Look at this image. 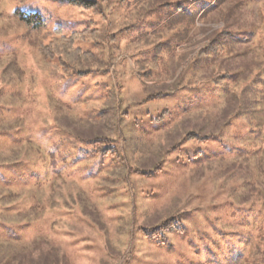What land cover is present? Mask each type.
Masks as SVG:
<instances>
[{"label":"rangeland","instance_id":"1","mask_svg":"<svg viewBox=\"0 0 264 264\" xmlns=\"http://www.w3.org/2000/svg\"><path fill=\"white\" fill-rule=\"evenodd\" d=\"M100 2L0 0V264H255L264 0ZM57 27L88 30L76 46L91 55L75 65L93 72L66 77L41 53ZM137 37L143 48L123 53ZM219 71L231 76L202 83ZM171 218L181 233L149 237Z\"/></svg>","mask_w":264,"mask_h":264},{"label":"trees","instance_id":"2","mask_svg":"<svg viewBox=\"0 0 264 264\" xmlns=\"http://www.w3.org/2000/svg\"><path fill=\"white\" fill-rule=\"evenodd\" d=\"M70 4L74 5L75 7L85 10V11H95L100 7V0H67ZM168 4V3H165ZM179 6V5H177ZM14 15L18 18L19 21L23 22L25 26L28 28H41L44 26L45 21L41 17L40 14L34 13V12H24L22 10L16 9L14 11ZM88 30L85 29L84 31L80 32H74L69 36L62 35L60 32L59 27L55 29V36L54 38L47 44V45H41L40 46V51L41 53L46 57V58H54V56H58V60L60 61V66L62 73L66 77H73L76 75H86L91 72H93L90 69H77L75 64L81 63L84 60H87L89 56L91 55L90 51L83 50L82 48L76 46V42L78 41H83L84 40V34ZM146 36V34H145ZM112 38V37H111ZM141 42L142 38L137 37L133 39L132 41L128 42L125 47L123 48V53H126L128 51H131L132 49L139 50L141 49ZM153 44L155 46L153 57H152V64L154 68H157V62L162 54L161 47L159 48V40L158 41H149L148 45ZM143 48V47H142ZM208 49V45H207ZM207 49H202L201 51L197 52L196 54V59H198L201 56H206ZM220 50L219 48H217ZM133 51V50H132ZM219 51H216L215 53H218ZM111 57L115 56L114 51L110 52ZM66 57L70 63L66 64L64 61H62V57ZM139 69H142V67H139ZM94 71H98V69H95ZM151 73V71L148 72V70L144 71V74ZM231 76L230 72H224V71H219L217 74H215V78H212L210 80H204L202 83L207 84L210 81V84L218 85L219 82L223 77ZM161 93H158L157 95H154V97L160 96ZM103 113V112H102ZM101 112L98 114L100 117ZM208 136L206 137H200L199 135L195 134L194 132L188 133L185 138L187 139H199V140H208ZM106 140L105 138H97V139H89L87 143L92 146L93 153L100 152L101 155H105L107 150H111L109 146H103L102 141ZM109 143H107L108 145ZM252 210V209H251ZM255 210V209H254ZM253 210V211H254ZM264 216V215H263ZM144 233H146V229H142ZM183 231L182 226L180 225V221L176 220V218H171L163 222L161 225L158 227L152 229V232L149 234V237L152 239H157L160 240L159 242H165L166 238L172 234V233H181ZM262 229L259 228L257 232V240H255V243H253V249L256 250L260 246L261 243V248L259 250V255H257L256 258H258V262H255V264H264V243L262 242ZM264 235V233H263ZM260 242V243H259ZM263 244V245H262ZM263 256H260V255ZM260 257V258H259Z\"/></svg>","mask_w":264,"mask_h":264}]
</instances>
